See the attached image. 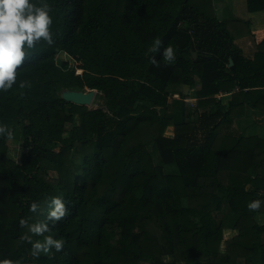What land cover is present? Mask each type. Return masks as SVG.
<instances>
[{"label":"trees","instance_id":"obj_1","mask_svg":"<svg viewBox=\"0 0 264 264\" xmlns=\"http://www.w3.org/2000/svg\"><path fill=\"white\" fill-rule=\"evenodd\" d=\"M247 2L249 12L264 10V0ZM47 3L55 43L37 44L26 59L18 79L30 88L0 92V124L14 131L12 141L0 137V260L264 264V204L247 208L264 201V136L246 137L232 119L238 107L264 111V29L246 23L253 58L213 0ZM157 37L162 46L153 53ZM170 44L176 60L167 64ZM179 85L193 89L197 116L186 112L185 93L173 97ZM87 88L102 107L61 97ZM57 196L69 214L53 225L46 218ZM29 217L65 241L54 258L32 257L21 241L28 230L20 220Z\"/></svg>","mask_w":264,"mask_h":264},{"label":"clouds","instance_id":"obj_2","mask_svg":"<svg viewBox=\"0 0 264 264\" xmlns=\"http://www.w3.org/2000/svg\"><path fill=\"white\" fill-rule=\"evenodd\" d=\"M52 12L53 8L47 0H38V3H33L32 0H0V92L7 93L17 84L21 89L31 87L30 81L18 79L19 73L37 44L46 42L52 46L55 43L51 30ZM161 46L162 41L157 37L150 51L156 53ZM175 51L171 44L164 48L162 59L165 63H175ZM151 63L158 66L155 56L152 57ZM0 137L12 141L14 131L7 125L0 124ZM262 204L264 201L257 199L248 203L247 208L250 212L259 211ZM39 207V203L34 201L29 210L36 213ZM68 214L69 210L63 198L57 196L50 199L47 221L53 222L54 225ZM29 219L30 217L20 220V226L28 230L21 236V241H27L32 245L30 253L32 257L39 258L40 254L44 253L50 259L54 258L52 249L54 248L57 253L61 252L65 241L45 235L51 230L47 222L30 224ZM33 236L43 237V240H33ZM0 264H23V261L6 258L0 260Z\"/></svg>","mask_w":264,"mask_h":264},{"label":"crops","instance_id":"obj_3","mask_svg":"<svg viewBox=\"0 0 264 264\" xmlns=\"http://www.w3.org/2000/svg\"><path fill=\"white\" fill-rule=\"evenodd\" d=\"M214 8L216 13H222L225 7L229 8V14H233L235 9L237 12L239 8H246L245 12L241 13V15H237L238 19L244 20V23H249L251 31H258L264 29V10L258 12H249L248 10V2L247 0H214ZM218 4V5H216ZM218 6V7H217ZM238 8V9H237ZM228 15V14H227ZM218 18L221 20H227L229 23V19L223 18V16H219ZM243 33V31H241ZM241 33V34H242ZM237 39V38H236ZM254 41V37L246 34L244 36H240V38L236 41V44L243 50L244 54L248 57H256V43ZM252 50L248 53L247 50L249 48ZM185 86V85H183ZM177 87L178 91L176 93H185L188 99H194V91L193 89H189L188 91H182L183 89ZM180 93V95H181ZM223 96L221 99L224 103H227L231 99L230 93H220ZM182 97V96H181ZM96 98V97H95ZM245 115V116H243ZM243 116V117H241ZM232 119L234 121V127H236L241 133H244L246 137L262 135L264 136V111L256 108H252L250 106L238 107L233 110ZM259 221L264 224V213L259 215Z\"/></svg>","mask_w":264,"mask_h":264},{"label":"rangeland","instance_id":"obj_4","mask_svg":"<svg viewBox=\"0 0 264 264\" xmlns=\"http://www.w3.org/2000/svg\"><path fill=\"white\" fill-rule=\"evenodd\" d=\"M214 0H213V6H214ZM216 5H218V4H216ZM218 7V6H217ZM228 9L229 8H227V7H225L224 9H223V14L222 13H215L216 14V16L218 17V14H219V16H223V18H226V19H229V30L236 36V41L240 38V36H244V35H246V34H249L248 32H247V24L246 23H244V20H240V19H238V18H240V17H238L237 15H241V13H243V12H245V10H246V8H245V6H244V9L243 8H239V11L237 12V10L235 9V12H233V14H229V12H228ZM241 9V10H240ZM228 14V15H227ZM238 17V18H237ZM241 31H243V33L241 32ZM242 33V34H241ZM255 44V43H254ZM252 50V48L250 47L248 50H247V52L249 53L250 51ZM62 58H64V59H66L67 58V56H61V60H62ZM180 87V89H183L182 91H188L189 89H190V87H188V86H183V85H179ZM86 90V89H85ZM84 90V91H85ZM99 97L100 96H98L97 98H95V101L93 102V104L90 106V107H94V108H97V107H102L103 105H104V101L100 98L99 99ZM194 98V100H195V102L197 103L198 102V99H196L195 97H193ZM193 100V101H194ZM188 101V103H187V108H186V112L187 111H190L191 113H193L192 115L193 116H197V113L196 112H198V110L196 111L194 108H193V106L191 105L193 102L192 101H189V100H187ZM243 116H245V115H243ZM243 116H241V117H243ZM21 132V130H20V128H18V133H20ZM155 158L157 159V160H159V158H160V156L158 155V153H155Z\"/></svg>","mask_w":264,"mask_h":264},{"label":"water","instance_id":"obj_5","mask_svg":"<svg viewBox=\"0 0 264 264\" xmlns=\"http://www.w3.org/2000/svg\"><path fill=\"white\" fill-rule=\"evenodd\" d=\"M193 58L194 60L198 58L196 52H193ZM232 64L233 61L231 60L230 65ZM97 92L98 91L96 89L89 88H87L85 91L66 89L62 91L61 97L67 102L90 107L93 104V101L95 100Z\"/></svg>","mask_w":264,"mask_h":264},{"label":"built area","instance_id":"obj_6","mask_svg":"<svg viewBox=\"0 0 264 264\" xmlns=\"http://www.w3.org/2000/svg\"><path fill=\"white\" fill-rule=\"evenodd\" d=\"M73 63L77 66V67H76V73H77V74H82L83 69L79 66V64H80L81 62L73 61ZM222 96H223L222 94H218V95H217V98H218V99H221ZM173 97H174V98H178V99H181V98H182L181 95H180V93H175V94L173 95ZM185 100L192 101L193 103H192L191 105H192L193 107H196L197 103L195 102L194 99H188V98H186ZM193 100H194V101H193Z\"/></svg>","mask_w":264,"mask_h":264},{"label":"bare ground","instance_id":"obj_7","mask_svg":"<svg viewBox=\"0 0 264 264\" xmlns=\"http://www.w3.org/2000/svg\"><path fill=\"white\" fill-rule=\"evenodd\" d=\"M238 9V8H237ZM241 10V9H240Z\"/></svg>","mask_w":264,"mask_h":264}]
</instances>
